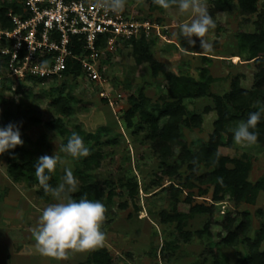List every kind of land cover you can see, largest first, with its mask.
I'll list each match as a JSON object with an SVG mask.
<instances>
[{"label": "rangeland", "instance_id": "374dc122", "mask_svg": "<svg viewBox=\"0 0 264 264\" xmlns=\"http://www.w3.org/2000/svg\"><path fill=\"white\" fill-rule=\"evenodd\" d=\"M214 1L204 0L216 27L208 37L212 48L202 50L198 43L189 45L180 34V25L193 18L190 13H180L175 5L167 10L155 7L153 0H126L124 9L148 19L154 25L153 34L145 43L139 39L105 56L103 84L90 81L76 66L51 80L11 76L0 54V126L10 122L21 124L23 140L17 146L21 152L10 149L0 155V264H100L101 261L105 264H240L248 255L246 243L228 246L218 243L222 229L217 221H221V214L227 210L233 216L237 211H249L248 233L255 237L264 223V190L258 191L254 203L236 204L229 194L225 200L214 203L213 183L197 180L194 187L184 185L190 173L189 162L182 165L180 175L162 172L154 140L144 128L152 126V116L159 107L182 103L188 112H199L203 118L201 124L189 127L182 124L181 128L182 139L196 151L199 143L208 141L214 122L219 119L215 95L224 97L229 93L235 78L246 88L252 86L256 68L237 35L240 30L256 29L254 21L258 13L217 10ZM263 1L259 0V8ZM18 8L16 0H0L2 27H10L8 13ZM141 55H145L142 60ZM167 73L179 79L176 84ZM189 79L203 84L202 96L192 95L196 88L191 92ZM141 94L145 97L143 108L149 115L138 110L129 125L126 116ZM64 102L72 105V113L63 114V106L59 104ZM222 108L224 112L236 110L225 97ZM59 119L64 126L55 127L52 123ZM241 122L244 121L233 118L223 128L232 133ZM73 132L83 138L88 149L102 154L98 165L91 162L90 154V162L83 163L81 158L74 159L60 151ZM174 148L177 155L180 146ZM220 150L230 158L250 160L248 179L253 184L264 178L263 144L256 142L244 147L233 138L230 145L225 142ZM55 153L61 158L53 174V179L58 178L57 185L63 182L65 169H71L77 184L73 198L80 199L79 194L89 183L96 184L104 195L92 192L87 198L99 199L106 208L103 244L89 250H68L59 258L42 255L32 235L41 211L56 201L50 194L45 195L39 182L15 181L9 172L13 162L38 161L40 156ZM169 163L173 165L174 161L170 159ZM210 169L202 165L197 173ZM127 180L136 183L134 190ZM173 188L179 192L174 190L177 194L174 193ZM197 204L216 207L212 236L197 233L210 219L208 213L190 214L189 208ZM174 206L179 212L187 213L182 230L193 233L191 237L182 234L177 221L162 219L161 212L172 215ZM260 248L264 249V239Z\"/></svg>", "mask_w": 264, "mask_h": 264}, {"label": "trees", "instance_id": "16d2710c", "mask_svg": "<svg viewBox=\"0 0 264 264\" xmlns=\"http://www.w3.org/2000/svg\"><path fill=\"white\" fill-rule=\"evenodd\" d=\"M259 0H215L214 5L217 10L221 11H233L237 10L241 14H257L258 19L254 21L257 24V27L254 31L240 30L238 32V40L244 49L249 53V58L254 64L256 71L254 73V82L251 87L246 88L239 83V80L236 78L233 80V88L227 93L224 97L227 98L228 102H232L235 105V112H230L226 110L224 112L223 99L219 95H215L216 106L219 110V119L214 122V130L210 134L208 141H204L198 144V149L193 151L186 142L182 139V124L189 127L195 124H201L203 118L199 112L190 113L186 110V107L181 103L173 106L170 103H166V106H161L158 109V113L152 116V126H145V130L148 131L149 137L154 140L158 156L161 159L162 172L167 175H180L178 173L182 165L185 162L188 163V169L190 170L189 175L186 177L184 183L185 186L194 187L196 186V181L199 183H213V199L214 203L225 200V196L229 194V197L236 203L240 204L242 202L254 203L256 195L259 190H264V178L260 179L256 183L249 181V171L251 168L250 160H239L236 158H230L228 155L224 154L220 150V146L223 144H228L233 140V132L228 133L224 130L223 125L230 119L236 118L246 121L250 112L257 111L258 108L264 105V1L262 8H259L257 5ZM153 6L158 5L154 4ZM2 12H5L4 9H1ZM5 16V13L3 14ZM4 20L5 17L3 18ZM9 26L11 24L9 23ZM136 41V40H135ZM134 41V42H135ZM146 38H141V43H145ZM136 51V50H135ZM145 55L139 57L140 60L144 59ZM77 70H81L80 65H76ZM73 71V70H72ZM69 71H66L68 73ZM174 84L179 80L175 75L171 73L166 74ZM36 79V78H30ZM40 80V79H36ZM187 84L191 87V92L193 88L196 90L192 95L202 96L201 91H205L203 84H200L197 81L191 79L187 80ZM145 97L141 94L140 99H135V103L132 108L128 111L127 120L128 124L133 123V117L137 114L138 110L141 112H146L149 115L145 108H143V101ZM257 100V103L253 101ZM60 103V102H58ZM57 103V104H58ZM227 104V103H226ZM225 104V105H226ZM63 106V114H70L73 112L72 105L68 103L59 104ZM163 122L161 123V120ZM55 127H62L63 120H55L52 123ZM143 124V123H142ZM64 126V125H63ZM150 128V129H149ZM257 134V142L264 145V113L261 115L260 121L257 123L255 129H253ZM87 139L85 138V141ZM19 146V145H18ZM174 146H180V152L176 155ZM174 149V150H173ZM12 152H21V148L16 147ZM90 158L87 156L81 158L83 163L91 162L100 163L101 153L99 151H94L89 149ZM172 159L174 161L173 165H170L169 161ZM36 160H23L22 163L13 162L9 166V172L15 181L26 180L30 184L38 183V180L35 177V164ZM211 167L209 171H204L201 174H198V168L200 166ZM233 165V166H231ZM168 167V168H166ZM56 174V170L54 172ZM81 176H86L81 174ZM79 176L84 180L83 177ZM49 181V183L55 187L58 182V178ZM128 181V180H127ZM127 184H133L132 189L136 188V183L129 180ZM172 187V186H171ZM178 193V188H173ZM97 194V196H103L104 193L98 191L96 184L89 183L86 186L84 192L81 191L79 194L80 198L89 195ZM174 192V193H176ZM176 193V194H177ZM111 197V196H110ZM109 197V198H110ZM89 199V198H88ZM176 199V197H175ZM191 198H189L190 200ZM79 200V198L77 199ZM176 201V200H175ZM190 214L193 212H204L210 214V219L205 223L202 230L197 231L198 235L211 234V225L213 224V216L217 213L216 207L214 204L210 206L194 205L189 208ZM162 219L165 220H175L178 222V227L182 234L192 236L193 233L189 231H183L182 227L184 222L187 219V213H182L177 210V206H174L173 213L166 214L164 211L161 212ZM221 221L217 223L221 226L222 231L219 233L218 243L224 246L238 244L240 242L246 243L248 247V255L243 257L240 264H264V249L260 248V245L264 239V223L262 227L257 231L255 237L249 236L250 230V213L249 211H237L233 216V213L230 210H227L223 215L221 214ZM191 217V216H190ZM215 262H217L218 256H215ZM105 264L102 261L100 264Z\"/></svg>", "mask_w": 264, "mask_h": 264}, {"label": "built area", "instance_id": "2783aa9c", "mask_svg": "<svg viewBox=\"0 0 264 264\" xmlns=\"http://www.w3.org/2000/svg\"><path fill=\"white\" fill-rule=\"evenodd\" d=\"M16 1L20 8L8 13L11 26L0 25V54L15 77L51 80L78 64L86 78L103 84L104 57L154 30L148 19L126 9L105 11L101 0Z\"/></svg>", "mask_w": 264, "mask_h": 264}, {"label": "clouds", "instance_id": "9594fccd", "mask_svg": "<svg viewBox=\"0 0 264 264\" xmlns=\"http://www.w3.org/2000/svg\"><path fill=\"white\" fill-rule=\"evenodd\" d=\"M126 0H101L105 11L119 14L125 7ZM153 3L167 10L175 5L180 13H190L189 23L180 25V34L191 46L199 44L202 50L212 48L209 33L216 27V22L208 13L204 0H153ZM46 62H41V66ZM43 71L41 70V73ZM264 113V105L257 111L250 112L246 121L239 123L232 131L234 142L240 146L256 144L258 134L253 130ZM22 125L10 122L0 126V155L23 144ZM60 151L67 156L80 159L89 155L83 138L73 132ZM60 157L43 155L35 164V177L45 195L50 194L56 201L41 211L38 226L32 230L37 250L44 256L63 257L68 250H89L101 246L105 239L102 223L105 219V205L99 200H90L86 196L74 199L77 184L71 169H65L63 182L53 187L49 181L54 174Z\"/></svg>", "mask_w": 264, "mask_h": 264}]
</instances>
